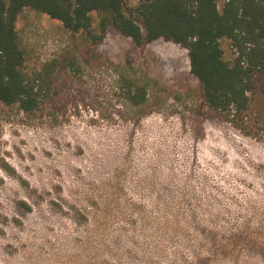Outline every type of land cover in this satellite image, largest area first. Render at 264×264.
Here are the masks:
<instances>
[{"label": "rangeland", "instance_id": "1", "mask_svg": "<svg viewBox=\"0 0 264 264\" xmlns=\"http://www.w3.org/2000/svg\"><path fill=\"white\" fill-rule=\"evenodd\" d=\"M16 29L27 67L71 59L38 112L0 103V264H264L260 117L211 116L171 43L95 46L29 9Z\"/></svg>", "mask_w": 264, "mask_h": 264}, {"label": "trees", "instance_id": "2", "mask_svg": "<svg viewBox=\"0 0 264 264\" xmlns=\"http://www.w3.org/2000/svg\"><path fill=\"white\" fill-rule=\"evenodd\" d=\"M26 9L95 46L111 33L135 48L158 40L176 45L186 51L189 74L211 116L238 129L251 117L264 124V0H224L221 7L217 0H137L134 6L127 0H0V103L33 114L49 100L53 74L71 57L27 67L16 29ZM125 97L142 104L145 90L127 88Z\"/></svg>", "mask_w": 264, "mask_h": 264}]
</instances>
